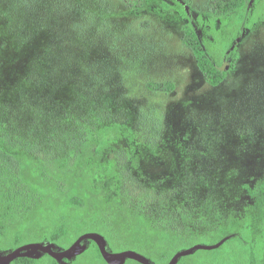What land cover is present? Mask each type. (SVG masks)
Masks as SVG:
<instances>
[{
    "label": "rangeland",
    "instance_id": "obj_1",
    "mask_svg": "<svg viewBox=\"0 0 264 264\" xmlns=\"http://www.w3.org/2000/svg\"><path fill=\"white\" fill-rule=\"evenodd\" d=\"M1 1V129L7 130V115L19 113L16 107L28 98L38 99L36 103L42 106L57 102L63 113L70 112V108L75 110L73 105L80 92L76 90L73 75L74 79L65 76L50 80L37 78L34 72L49 73L47 70L56 59L62 66L73 69L78 68L81 57L96 63L103 61L100 70L110 76L104 92L97 96L107 102L104 113L111 121L121 122L135 132L147 119L153 129L157 127L147 140L136 145L139 167L131 168V173L138 183L145 190H153L154 195L164 196L170 208H187L195 217L203 215L215 221L220 213L227 218L233 213L246 212L253 203L249 188L264 178V0H255L246 28L235 35L229 26L242 14L225 18L223 22L211 14L210 0H190L194 18L200 16L201 36L219 60H223L228 46L230 48L237 40L236 68L217 87L206 82L194 55L183 44L185 20L176 10H166L162 0H146L144 11L138 14L113 1L115 11L106 20L110 35L108 45L116 44L115 31H120L130 33L133 46L120 52L119 59L109 61L106 60L111 57L107 53L108 46L97 44L94 50V45L89 43L82 48V32L72 26L76 18L72 8L64 4L56 8L49 2L31 0L30 7L33 6L37 14L32 16L41 17L46 25L39 32H35L37 27L33 26L26 40L23 34L16 33L17 28L11 27L7 7ZM13 2L16 5L20 0ZM59 12L62 14L58 15ZM59 23L60 28L56 30ZM86 43L82 39V44ZM84 49L87 55L81 53ZM131 50L145 64L129 62L126 54ZM40 55L42 63L38 67L35 64ZM151 82H172L175 90L151 93L146 88ZM31 119L29 113L26 122ZM51 134L47 127L45 136L37 135L44 140H28L29 152H21L34 156L35 146L43 155L53 152L50 150L54 149L53 144L47 138ZM125 148H128L126 140L105 158L113 159ZM55 193L53 187L44 194L36 216L46 229L63 215L72 214L60 198L63 196ZM14 234L11 230L10 236ZM30 243L43 241L24 242L25 245ZM11 250L3 249L0 254Z\"/></svg>",
    "mask_w": 264,
    "mask_h": 264
},
{
    "label": "trees",
    "instance_id": "obj_2",
    "mask_svg": "<svg viewBox=\"0 0 264 264\" xmlns=\"http://www.w3.org/2000/svg\"><path fill=\"white\" fill-rule=\"evenodd\" d=\"M30 1L20 0L17 7L13 0L1 1L7 7L11 27L17 28L16 33L23 34L26 40H29L33 26L37 27L33 28L35 32H39L46 25L41 17L32 16L36 11L30 7ZM42 1L56 8L63 4L72 8L76 13L72 26L82 32L83 41H87L82 44L80 37L82 48L89 43L94 45V50L97 44L108 46L107 53L111 57L107 61L119 59L120 52L124 53L128 46H133L130 33L120 31H115L119 39L111 36L116 44L108 45L110 35L106 20L115 11L114 0ZM145 1L114 2L138 14L144 11ZM254 2L210 0L209 8L211 14L223 22L225 18L242 14L235 24L229 26L235 35L246 28ZM162 4L166 10L181 14L186 22L183 44L194 55L206 82L212 87L220 86L235 70L239 60L235 46L237 40L230 48L228 46L223 60H219L201 36L200 16L194 18L190 0H162ZM59 26L60 23L55 29L58 30ZM81 53L87 55L88 51L84 49ZM126 56L129 62L145 64L132 50ZM41 59L40 55L35 64L38 67ZM102 62L81 57L78 68L73 69L62 66L56 59L48 68L49 73L40 75L34 72L40 79L56 80L65 76L74 79V76L76 90L80 92L73 105L75 110L70 108V112L63 113L57 102L42 106L36 103L38 99L24 97L27 100L20 101V106L16 107L20 112L7 115V130L0 128V251L7 248L13 251L31 239L63 251L81 235L98 233L107 240L110 251H134L152 264H169L177 255L191 249L193 251L182 255L176 264H264V178L249 188L253 203L243 215L233 213L226 218L220 213L215 221H211L203 215L195 217L187 208H170L164 196L145 190L131 173V168L139 167L136 145L147 140L157 127L153 129L147 119L135 132L121 122L111 121V117L104 113L107 102L97 96L104 92L110 76L100 70L104 65ZM146 88L151 93H171L175 85L172 82H151ZM29 113L32 119L27 123ZM47 127L52 132L47 138L53 144L54 149L50 150L54 153L43 155L38 146L32 151L34 156L22 153V150L28 151V140H44L37 135L45 136ZM124 140L128 148L118 151L113 159L105 158ZM53 187L55 194L63 196L60 198L72 214L63 215L46 229L41 227L36 216L44 194ZM11 230L15 232L13 236H10ZM85 244L86 250L73 259L57 261L43 253L32 256L29 251L11 264H108L95 242L88 240ZM125 264L141 263L128 259Z\"/></svg>",
    "mask_w": 264,
    "mask_h": 264
},
{
    "label": "water",
    "instance_id": "obj_3",
    "mask_svg": "<svg viewBox=\"0 0 264 264\" xmlns=\"http://www.w3.org/2000/svg\"><path fill=\"white\" fill-rule=\"evenodd\" d=\"M91 240L96 243L103 259L108 264H125L128 259H133L141 264H152L145 256L134 251L112 252L108 249L107 240L98 233H86L81 235L68 249L57 251L51 245H44L39 243H30L23 245L10 253L0 254V264H11L21 256L23 253L32 251L31 255L36 256L39 253L47 254L57 261L64 259H73L82 254L86 250L85 242ZM193 250L184 251L177 255L169 264H176V261L182 256L190 254ZM30 255V254H27Z\"/></svg>",
    "mask_w": 264,
    "mask_h": 264
}]
</instances>
